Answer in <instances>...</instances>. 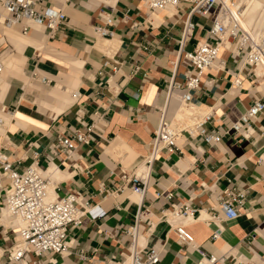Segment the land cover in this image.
Masks as SVG:
<instances>
[{"label": "crops", "instance_id": "crops-1", "mask_svg": "<svg viewBox=\"0 0 264 264\" xmlns=\"http://www.w3.org/2000/svg\"><path fill=\"white\" fill-rule=\"evenodd\" d=\"M45 6L66 14L52 37L42 26L27 23L25 33L21 26L17 31L38 42L13 44L0 26V55L3 61L17 62L4 68L0 79V105L12 112L4 115L0 148L18 169L32 164L51 176L55 195L72 192L88 211L68 230L64 254L34 259L39 264L122 262L130 241L124 230L134 223L140 205L149 217L139 224V243L159 248L160 264H194L198 251L264 264V110L251 121L247 138L227 134L210 145L194 137L180 140V151H160L140 204L121 178L148 153L166 101L172 111L176 95L186 91L173 88V98L167 99L169 83H182L187 69L179 60L178 39L189 4L149 10L143 0H42ZM107 15L113 36L102 38L95 27L103 26ZM191 20L195 28L186 50L205 39L212 16L192 15ZM39 76L51 83H41ZM191 95L193 103L212 111L207 129L222 133L254 99L264 101V67L243 64L240 56L220 47L215 66L202 72ZM75 130L87 133L88 144L76 143L68 156L49 153L57 137ZM6 183L0 174V203ZM225 189L244 191L241 204L233 206L234 216L217 207ZM182 202L196 209L192 218H159L161 208ZM177 223L192 235L191 244L177 240ZM16 225L0 218V263L6 262Z\"/></svg>", "mask_w": 264, "mask_h": 264}, {"label": "built area", "instance_id": "built-area-1", "mask_svg": "<svg viewBox=\"0 0 264 264\" xmlns=\"http://www.w3.org/2000/svg\"><path fill=\"white\" fill-rule=\"evenodd\" d=\"M42 0H0V26L12 28L21 26L22 32L28 29L27 23L42 26L47 36L52 37L65 21L66 14L60 8L41 7ZM187 3L182 20V29L178 39L179 60L187 65L182 83L170 82L167 88V99L173 98V88L183 86L185 92L177 96V105L169 111L167 101L160 111L157 125L149 140V151L141 163L131 169L130 173L122 172V180L128 184L140 204L147 187L151 166L158 153L162 150L180 151L178 142L194 137L201 138L205 143L213 145L220 141L223 135L239 133L247 138L252 134L251 121L264 110V101L254 99L229 126L223 128L222 133L208 130L206 125L212 120V111L204 106L192 102V91L200 83L202 72L215 66L218 50L224 47L235 55L240 56L241 62L249 66L264 67V16L253 18L247 22L246 7H241L239 0H143L145 8L159 10L176 8ZM192 15L212 16L211 25L204 40L193 44L191 50L184 48L185 43L192 37L195 24ZM104 25L95 27V32L102 38H111L113 31L106 26L112 24V18L102 17ZM221 63V62H220ZM176 61L174 62V65ZM137 69V67H136ZM4 70L3 58L0 55V79ZM35 77L34 73H31ZM43 84H50L51 80L39 76ZM76 96V92L72 93ZM203 106L205 108H203ZM5 114H12L11 110L0 105V129L4 128ZM92 125L87 126L91 132ZM87 133L75 130L67 136H59L49 145V153L72 152L76 143L88 144ZM34 151V156H36ZM0 174L6 179L3 187V198L0 203V218L5 217L17 222L12 237L11 246L7 249L6 262L0 264H39L34 257L45 253L62 255L67 250V232L77 227L82 216L87 213L86 208L78 205V198L72 192L61 196L54 193L55 183L51 176L44 174L35 165L25 169H18L17 165L8 159L3 148H0ZM51 190V191H50ZM156 196L170 198V192H156ZM244 191L232 192L225 189L217 197V207L226 216H234V204H241ZM195 208L188 202L175 205L170 204L159 210L161 220L182 221L192 218ZM149 217L147 208L140 205L135 212L134 223L124 230V235L130 238L129 251L125 260L118 264H160V249L154 246L146 247L139 243L141 237L139 224ZM264 227V219L262 220ZM147 231L151 224L147 221ZM177 240L183 244H191L192 235L185 229V225L177 223L174 226ZM215 236V235H213ZM194 264H251L233 255L218 257L198 251V258Z\"/></svg>", "mask_w": 264, "mask_h": 264}, {"label": "bare ground", "instance_id": "bare-ground-1", "mask_svg": "<svg viewBox=\"0 0 264 264\" xmlns=\"http://www.w3.org/2000/svg\"><path fill=\"white\" fill-rule=\"evenodd\" d=\"M242 1V2H241ZM240 2H241V4H240ZM239 4L240 5H242L241 7H246V12H247V14L249 15V16H254L255 15V11H257L258 9H263V11H264V2H262V1H259V0H240L239 1ZM260 10V11H261ZM264 13V12H263ZM262 13V14H263ZM258 14H260V13H258ZM261 14V15H262ZM250 20H252V19H250ZM249 21V20H248ZM249 22H251V21H249ZM248 22V23H249ZM5 31V30H4ZM5 34H6V36H7V38H8V40L9 41H11L13 44H16L17 42H21V43H34L33 42V40L31 41L28 37H26L27 35H25V34H22L21 32H19V31H17V30H12V31H5ZM40 35V34H39ZM34 38L36 37V35L35 36H33ZM33 39V38H32ZM38 40V39H37ZM36 42H38V41H35V43L34 44H36ZM107 42V41H106ZM39 43H40V41H39ZM38 44V43H37ZM3 63H4V68L6 69L7 67H10V66H15V65H17V62L16 61H3ZM57 87H58V85H57ZM54 89V88H53ZM56 89H59V87L58 88H56ZM52 91H54V92H52ZM51 91V93H53L52 95H54V93H55V90H52ZM59 91H61L60 89H59ZM56 94V93H55ZM58 95H59V93H58ZM203 108H205L204 106H203ZM6 115H10V114H6ZM51 191V190H50ZM4 218V217H3Z\"/></svg>", "mask_w": 264, "mask_h": 264}, {"label": "rangeland", "instance_id": "rangeland-1", "mask_svg": "<svg viewBox=\"0 0 264 264\" xmlns=\"http://www.w3.org/2000/svg\"><path fill=\"white\" fill-rule=\"evenodd\" d=\"M262 2H264V0H262ZM261 9H258L257 11H255L256 13H255V17H254V19L255 18H257V17H259V14L258 13H260V15L264 12L263 11V9L260 11ZM264 16V13L261 15V18ZM247 17H249V15L247 14ZM247 17H246V19H247ZM3 28V30H5V31H12V30H17V27H12V28H4V27H2ZM2 75H3V73H2ZM2 75H1V77H2Z\"/></svg>", "mask_w": 264, "mask_h": 264}]
</instances>
